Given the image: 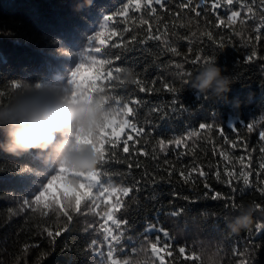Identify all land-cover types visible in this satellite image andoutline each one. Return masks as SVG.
Here are the masks:
<instances>
[{
    "label": "trees",
    "instance_id": "1",
    "mask_svg": "<svg viewBox=\"0 0 264 264\" xmlns=\"http://www.w3.org/2000/svg\"><path fill=\"white\" fill-rule=\"evenodd\" d=\"M210 2L204 0L203 14L196 16L181 8L179 0H171L164 8L155 5L154 13L144 8L145 0H141L139 12L130 8L128 18L116 17L109 23L108 31L117 34L109 37L104 47L116 42L127 45V49L113 50L111 65H93L92 38L106 18L123 9L128 0H92L90 5L85 0H0V106L6 107L23 95L46 91L67 99L81 93L99 98L106 115L93 142L100 154L94 173L99 171L102 188H131L124 206L115 214L113 223L119 226H113L110 236L99 226L101 221L95 214L94 204H99L101 214L106 210L104 197L99 195L101 186H92L97 199L91 203L85 200L80 211L81 201L91 195L86 183L75 179L80 176L58 166L54 158L39 150L17 156L0 149V264H157L162 251L157 245L174 251L172 258L165 257V264H193L188 256L194 257L195 264H264V208L256 203L264 205V199L256 189L240 185L233 191L211 175L206 183L212 187L206 189L199 177L194 185L184 184L177 174L190 171L193 165L205 171L225 164L240 170L241 156L246 157L245 164L250 159L255 173L262 162L259 149L264 143L258 141L257 133L264 130V3L234 0L231 6L225 5L213 14L207 7ZM198 3L200 0H192V4ZM232 11L241 15L229 26ZM217 17L225 24L220 25ZM149 29L159 36L158 40L147 38ZM209 32L212 38L204 39ZM217 34L224 41L222 48L215 40ZM256 36H260L258 41ZM252 52L257 58L248 63L247 56ZM197 54L212 62L183 63L185 57ZM82 62L91 69L74 78L73 72ZM177 64H182L181 72L187 75H173L172 66ZM209 65L220 67L231 80L228 92L201 94L191 87L193 78ZM117 67L121 71L116 72ZM108 71L113 73L111 82L101 78ZM137 79L156 81L155 92H140L134 84ZM165 79L178 92L163 88ZM131 100L140 103L132 105ZM122 102L136 108L138 115L131 122L143 127L148 135L137 141L135 133L127 128L117 142L116 157L101 164L104 155L107 159L104 149L111 142L109 137L105 145L106 124ZM167 105L171 106L163 113L154 111L155 106ZM123 118L120 116V120ZM207 124L214 127L200 129ZM251 124L253 132L249 133L246 127ZM216 128L224 130L227 142L222 141ZM190 132L199 135L189 137ZM128 135L133 139L127 141L130 152L125 154L119 145ZM178 138L183 143L176 146L172 141ZM4 139L0 130V142ZM242 141L247 142V149ZM146 152L155 153L157 159ZM129 157L131 170L127 168ZM137 159L141 169L134 166ZM165 161L177 173L168 177L158 172L151 182L140 179L144 170L154 173L157 166L167 167ZM62 170L61 180L52 183ZM256 179L255 175L250 177L253 184ZM62 181L71 182L75 190L60 186ZM214 192L234 196L239 205L233 207L229 200L216 198ZM35 196V205L23 204ZM249 209H255L250 225L234 230L238 218ZM69 210L73 218L67 221ZM64 226L67 228L62 234L47 237L45 229L62 230ZM180 249L186 250L183 256L175 254Z\"/></svg>",
    "mask_w": 264,
    "mask_h": 264
},
{
    "label": "snow or ice",
    "instance_id": "2",
    "mask_svg": "<svg viewBox=\"0 0 264 264\" xmlns=\"http://www.w3.org/2000/svg\"><path fill=\"white\" fill-rule=\"evenodd\" d=\"M262 3H264V0H261ZM167 3H171V0H145L144 3V8H146L149 12H155V5L160 6L161 8H164L165 5ZM234 3V0H211L210 4L207 5L208 9L215 14L216 11L227 5V6H231ZM204 4V0H200V3L198 4H192V0H179V6L181 8H185V9H189L190 11H193L195 13L196 16H200L202 15V10H201V6ZM130 8H134L136 12H139L141 9V0H128V3L124 6L123 9H121L119 12L108 16L106 18V22L104 24V26L102 27V29L100 31H98L94 37L92 38L95 42V46L93 47V49H91V52H95V56L92 57V64H100V65H104V64H108L111 65L112 64V57L114 56L113 54L115 53L113 50L118 49L120 47H125L127 49V45H119L116 42H113L111 44V47H104L105 42L109 39V37L116 35V32H111L108 31L109 28V23L111 21H113L116 17H123V18H128L129 16V10ZM249 12L252 11V9H248ZM241 15V13L239 11H232L231 12V16L228 18V23L229 26L231 25V22L236 18L239 17ZM217 19H219L217 17ZM219 24L220 25H224L225 24V20L223 19H219ZM157 32L161 31L159 28L156 29ZM257 31L259 32L260 29H257ZM147 36V38L149 40L151 39H159V36L154 34L152 32L151 29H149V31L145 34ZM101 38L103 39V43L100 42ZM212 38V34L209 32L205 35L204 39H210ZM133 39H135V37H133ZM260 39V36H256V40L258 41ZM215 40L219 41L218 47L222 48L224 46V41L221 39L220 35L217 34L215 36ZM97 44H99V47L97 46ZM173 52H175V49H172ZM199 52V50H198ZM92 56V55H91ZM96 57H103L101 59H96ZM116 58V57H115ZM254 58H257V54L256 52H252L250 55L247 56V62L248 63H252ZM191 60V63L193 64H197V65H202V64H207L210 63L212 61L205 59L204 57L200 56V55H194L192 57H185L183 60V63H188V61ZM262 63H264V61H262ZM175 69V72L173 73V75H179V76H184L187 75V73H183L181 72V68H182V64H177V65H173L172 66ZM87 69H91L90 66L86 65L85 62L80 63V67H78L74 72H73V77H78L79 74ZM262 69H264V67H262ZM116 72L121 71V68H116L115 69ZM113 73L112 71H108V72H103L102 73V77L104 79H108L111 82V77H112ZM139 75V74H138ZM157 82L156 81H148L147 83H144L142 80L137 79L134 84L137 85L138 90L140 92H155V84ZM15 87H18V85H15ZM163 88H166L168 90L169 93H176L178 92V89L174 86L173 83H169L167 79L164 80L163 84H162ZM129 103H131L132 105H138V101L136 100H131L129 101ZM129 103H123L121 106L116 107V111L119 113V116H123L125 117L123 120L118 119L117 122L115 123L114 127L116 129L115 134L113 133L112 127H109L106 129L107 135L105 136V140L107 141L106 144H109V137H111V142H110V147L108 149H104L105 154L107 152V159L106 156L104 155V159L101 161V164L103 162H105L106 160H111L113 158L116 157L117 154V142L120 140V135L121 133L124 132L125 127L130 128L131 132L135 133L136 137H137V141H139V138L141 136H147L148 133L144 131L143 127H138L137 123L131 122L132 119L138 115V112L136 111L135 107H130ZM171 105H167L165 108H160L159 106H155L154 107V111L155 112H159V113H163V111H165L168 107H170ZM153 112V110H151ZM214 126L211 124H207V125H202L200 127L201 130H210L212 129ZM247 131L249 133L253 132V125H249L246 127ZM236 129H234L235 131ZM215 131L217 132V134H221L222 136V141L227 142V137H224L222 135V133L224 132L223 129L221 128H216ZM199 133L198 132H190L188 134L189 137H194V136H198ZM257 138L258 141L261 143H264V130L258 131L257 133ZM133 137L131 135H128L123 144L119 145L120 149L122 150L123 153L125 154H129L130 150L128 147V143L127 141L132 140ZM160 143H163V141H161ZM172 143H174V145L179 146L183 143L182 139H175L174 141H172ZM244 146L245 149H247V142L246 141H242L241 142ZM238 146V145H233ZM248 151H254L253 149H248ZM259 152L261 153V159L262 162H260L257 166V171L255 173H253V171L250 168V164L251 161L249 159V163L245 164L244 161L246 159L245 156H241L239 157V161H240V170H236L235 167H230L228 164H225L223 166V168L220 167H216V166H210L209 171H205L203 167L201 168H197L195 165L191 166V170L190 171H185V170H180L177 173V169L175 167H173L171 164H167V161H165L164 163L167 164V167L165 168H161L159 166H157L154 170V173H149L147 170L143 171V176L140 177L141 180L147 179L150 182L152 180H156V174L159 172H163L165 176L171 177L174 173H177L181 178H182V182L184 184H195L197 177H199L204 183L203 186L206 189L211 188L212 186L207 184V178L209 175L213 176V178L217 181V183L222 184L224 187H227L233 191L237 190V188L240 185H243L245 187H252L255 188L256 191L259 193V195L261 196L262 199H264V179H261L262 176H264V147H261L259 149ZM145 155H150V158L155 160L157 159L155 153H144ZM137 155H139V153H137ZM221 155H223V153H221ZM128 160L127 162V168L129 170H131L133 168V163L131 158H126ZM225 159H227V157H225ZM137 169H141L142 165L139 162V160L137 159L135 161V165H134ZM247 169V170H245ZM193 173H195L196 175L194 176ZM99 171L96 173V175L98 176ZM255 175L256 176V184H253V182L250 180V177ZM64 176V172L63 170L53 178L52 183H56L57 181L61 180V178ZM223 176V178H222ZM75 179L80 180L81 182H85L83 177H75ZM86 187L91 189V195L88 198H85L81 201L80 203V211H81V205L82 203L87 200L88 202H93L97 199V197L93 196V187L91 182H87L86 183ZM45 192H47V189H45ZM131 194V188L130 187H111V188H107L104 189L102 191H99V195L104 197L103 199V204L106 206V210L103 211V213L101 214L99 212V204H94V208L96 210L95 214L96 216L99 217V220L101 221V223L99 224V226H103L104 229H106L109 233L110 236L113 235V226L118 227L119 224L117 223H113V220H115V214L118 212V210L120 208H122L124 206V198L130 196ZM214 196L216 198H224L227 199L231 202V205L233 207L238 206L239 204L236 203L235 201V197L234 196H229L225 193H219V192H214ZM62 200H63V194H61ZM36 196L34 197V199L30 200V201H26L23 202V204L25 206H31V205H35L34 201H35ZM42 198V197H41ZM256 203L258 205H260L262 208H264V205H262L259 201H256ZM111 210V211H109ZM109 216L112 217V219H109ZM67 221L72 220L73 215H72V211L69 210L68 215L65 217ZM261 227H264V221H261ZM67 226H64L61 229H57L55 231L53 230H49V229H45L46 235L49 238H55L56 236L62 234V232L64 230H66ZM158 246V250H162L159 251V256H157V264H165V257L168 258H172L174 251L167 247V246ZM186 252L185 249H180L178 251H175L176 255L179 256H183V254ZM164 254V255H162ZM188 260L192 261L193 264H195V259L192 256H188Z\"/></svg>",
    "mask_w": 264,
    "mask_h": 264
},
{
    "label": "clouds",
    "instance_id": "3",
    "mask_svg": "<svg viewBox=\"0 0 264 264\" xmlns=\"http://www.w3.org/2000/svg\"><path fill=\"white\" fill-rule=\"evenodd\" d=\"M90 5L92 0H85ZM128 79H133L131 73ZM231 80L218 66L204 67L192 80L198 93L222 95L230 90ZM103 101L81 93L74 99L46 91L18 97L8 106H0V130L5 139L0 149L22 155L39 150L55 159L58 166L76 172H95L100 154L93 142L105 122ZM59 137V138H58ZM255 209L238 218L234 230L250 225Z\"/></svg>",
    "mask_w": 264,
    "mask_h": 264
},
{
    "label": "rangeland",
    "instance_id": "4",
    "mask_svg": "<svg viewBox=\"0 0 264 264\" xmlns=\"http://www.w3.org/2000/svg\"><path fill=\"white\" fill-rule=\"evenodd\" d=\"M82 83H83V81L80 82V84H82ZM88 94H87V96H88ZM118 119H120V116H119L118 113L114 114L113 116H111L109 118V120H108V122L106 124L105 130H104L105 134H107L106 129L109 128V127H112L113 133L115 134L116 129H115L114 125H115V123L117 122ZM230 123L232 124V121H230ZM127 128L128 127H125L124 131ZM123 133H121L120 137L123 135ZM71 173L74 174V175H77V176H80V177L84 178L85 182H81L80 181L81 184H84V183H87V182H91L92 186H101V188L104 185V183L100 180V178L94 172H92V173H82V172H76L75 170H72ZM60 186H62L63 188H65L68 191L75 190L73 184L71 182H68V181H62V183H60ZM54 188H56V186H54ZM104 189L105 188H102V189H100V191H102ZM80 190H82V188ZM86 190H88V188Z\"/></svg>",
    "mask_w": 264,
    "mask_h": 264
}]
</instances>
